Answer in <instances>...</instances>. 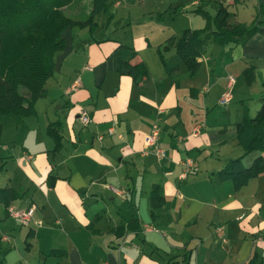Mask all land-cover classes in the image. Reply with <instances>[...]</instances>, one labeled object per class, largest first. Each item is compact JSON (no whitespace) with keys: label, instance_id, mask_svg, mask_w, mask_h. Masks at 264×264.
<instances>
[{"label":"crops","instance_id":"1","mask_svg":"<svg viewBox=\"0 0 264 264\" xmlns=\"http://www.w3.org/2000/svg\"><path fill=\"white\" fill-rule=\"evenodd\" d=\"M147 1L112 0L120 16L119 23L112 17L114 28H66L35 114L20 122L0 117V264H246L253 251L264 262L256 246H264L261 202L246 192L252 181L261 186L258 176L239 190L218 177L229 160L246 163L236 131L264 97V27L243 43H207L193 76L169 47L163 54L175 69L167 72L158 48L181 29L134 34L131 27L129 34L122 20L139 18V2L162 1L165 10L179 1ZM91 2L76 14L82 21ZM156 8L139 12L147 19ZM122 45L137 52L132 63L146 65L145 77L115 70ZM229 77L233 95L223 106ZM81 111L89 124H81ZM154 125L161 158L144 145ZM254 151L250 165L264 157ZM187 160L192 167L181 178ZM152 189L159 194L155 209ZM9 207L34 212L23 225ZM52 249L65 254L49 255Z\"/></svg>","mask_w":264,"mask_h":264},{"label":"trees","instance_id":"2","mask_svg":"<svg viewBox=\"0 0 264 264\" xmlns=\"http://www.w3.org/2000/svg\"><path fill=\"white\" fill-rule=\"evenodd\" d=\"M65 0H0V117H10L20 122L24 117L35 114L34 104L37 99L45 95V84L53 75L54 57L64 46L62 34L68 27H87L94 30L98 25L97 17L103 12L109 11V3L112 0H92L87 18L78 23L67 20L63 24L55 27V37L51 42L52 48L46 57H37L36 53H27L25 50L17 48L18 33L17 28L24 23L28 16H36L40 20L34 21L29 32L23 38L29 46L37 43L40 33V22L45 21L50 24H57L56 9ZM198 4L205 0H194ZM237 4L243 0H224ZM264 1V0H262ZM216 13L214 16V29L206 27L205 30L198 31L190 28L184 29L178 36L171 37L158 48L161 63L167 72L174 71L175 68L169 67L167 57L163 51L173 47L175 54L186 67L189 75L193 76L200 67V58L203 55L205 45L209 42L223 44L225 42L247 41L253 34L260 30V27L246 28L243 24L232 25L228 23V10L221 2L215 5ZM202 14L205 12L200 9ZM207 14V13H205ZM16 37V38H15ZM137 52L128 46H120L115 54V70L122 73L124 70L133 78L139 80L147 75L146 65L142 62L133 64ZM23 66V71L20 70ZM248 75V72L245 71ZM29 89V96L21 93L20 86ZM260 108L253 117L244 116L237 125L236 140L243 148L244 154L254 150L264 151V97L260 99ZM49 132L55 133L53 125H50ZM1 135V125H0ZM264 171V157H256L250 166L243 165L241 157L229 160L226 165L218 172V177L222 181H230L235 190L246 186L249 181L257 177ZM5 189H0V195L5 194ZM15 194L12 198H17ZM159 194L152 189L150 193L151 207L155 209L158 205ZM65 251L52 249L49 255L62 256ZM246 264H264L259 261L256 253Z\"/></svg>","mask_w":264,"mask_h":264},{"label":"rangeland","instance_id":"3","mask_svg":"<svg viewBox=\"0 0 264 264\" xmlns=\"http://www.w3.org/2000/svg\"><path fill=\"white\" fill-rule=\"evenodd\" d=\"M144 1V0H143ZM179 4L173 5L172 8L163 10V3L162 1H159L157 3H149L152 6L157 7L156 10H152L151 12H148L147 15H150L147 19H143V15L139 12L141 9H145L149 7V0L147 1L146 5L144 7L142 2H139L137 8L134 10V16L138 17V19L133 20L130 22L129 20H122L124 29L122 25L119 29H124L126 32L130 34L131 27L134 31V34H138L139 32L146 33L150 29L152 30H160L163 29L167 30V27L169 28H176L181 29L177 30L179 35L180 31L190 28L193 30L202 31L205 30L206 27L209 29H214V16L216 13L215 5L221 2L223 6H226L229 16L227 18L228 23L235 25V24H243L246 28H253L254 26L258 27H264V1L262 0H243L240 3L234 4L231 2H225L224 0H205L201 2L200 4H194V0H178ZM88 0H65L62 5L58 9H56L55 16L59 20V23L57 24H50L45 21L40 22V33L37 37V43L34 46H29L26 44L25 41H23L25 35L29 32L30 25L36 21L39 20L36 16H28L26 21L22 23L19 28H17L18 33L15 34L17 36V42L19 44L17 45L18 49L25 50L27 53H36V56L39 57H46L48 51L52 48L51 42H53V38L55 37V27L59 26L60 24H63L64 22H67V20L78 23L82 21L81 16H76V14L84 13L87 9ZM109 11L103 12L99 17H97L98 25L100 27L106 28L111 24V26L115 27V22L112 19V17H118L116 18V23L120 22V16H116V11L112 8V3H109ZM144 7V8H143ZM158 9V10H157ZM202 9L207 14H202L199 10ZM153 15V16H152ZM123 17V16H122ZM126 19V18H124ZM40 21V20H39ZM164 22V23H163ZM127 23V24H126ZM106 30V29H105ZM127 35V33H126ZM16 38V37H15ZM129 39V36H127ZM173 51V50H172ZM20 70L23 71V66L19 67ZM20 91L22 94L29 96V89L23 85L20 86ZM233 95V94H232ZM38 100V99H37ZM36 100V101H37ZM252 102V101H250ZM260 106V105H259ZM259 109V108H258ZM251 116L254 115V112H251ZM3 120V119H1ZM7 120V119H5ZM257 153H254V155H258L259 151H254ZM264 155V153H262ZM249 154L245 155L244 162L245 165L250 166V161L248 162L247 159L249 158ZM254 156V157H255ZM248 162V163H247ZM259 174L257 178L261 182V186L256 181H252L250 183L247 194L248 197L252 194L257 195L258 201H260V217H264V175ZM256 179V178H255ZM254 217H251V224L257 223V218L253 219ZM227 223V222H226ZM224 227V226H223ZM259 233L264 234V229H259ZM250 237V236H249ZM218 239V238H217ZM258 247V252L260 250V255L264 257V246H259V244L256 245ZM164 256L163 254H161ZM163 263V262H162ZM172 264V263H171Z\"/></svg>","mask_w":264,"mask_h":264},{"label":"built area","instance_id":"4","mask_svg":"<svg viewBox=\"0 0 264 264\" xmlns=\"http://www.w3.org/2000/svg\"><path fill=\"white\" fill-rule=\"evenodd\" d=\"M234 82V78L233 77H229V84H228V88L225 92H223V94L220 96L219 100H218V104L220 105H228L232 99V94H231V90H230V86L231 84ZM75 86H73L74 88ZM79 120L81 121V124L83 125H87L90 123L91 121V118L89 117L88 113L86 111H81L80 112V115H79ZM199 127H196L194 130H193V133L196 134L198 131H199ZM112 129L110 128L109 129V132H111ZM157 137H158V129H157V126L154 125L151 132L145 136L144 138V145L145 147H153V153L156 157L158 158H161L164 156V151L156 145V141H157ZM192 165H191V161L190 160H187L185 163H184V173L180 176L181 178H184L185 174H186V171L191 168ZM189 171V170H188ZM112 190L114 192H117L119 193L118 189L116 188H113L112 187ZM124 191L123 190H120V194H123ZM8 212L9 214L20 224H27L30 219H31V216L34 212V208L33 207H30L28 208L27 210H17V209H14L12 207H9L8 208ZM40 223V222H38ZM145 229H149V226H145ZM215 233L217 234V236L225 241L224 239V234H223V228L222 227H217L215 229Z\"/></svg>","mask_w":264,"mask_h":264}]
</instances>
